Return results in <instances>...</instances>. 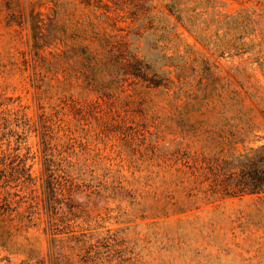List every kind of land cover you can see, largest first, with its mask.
<instances>
[{
  "label": "rangeland",
  "instance_id": "1",
  "mask_svg": "<svg viewBox=\"0 0 264 264\" xmlns=\"http://www.w3.org/2000/svg\"><path fill=\"white\" fill-rule=\"evenodd\" d=\"M219 1L218 23L216 0L178 2L206 46L161 0H0V150L28 158L15 190L36 212L0 264H264V194L206 192L216 161L264 144V0ZM38 19L61 39L41 58Z\"/></svg>",
  "mask_w": 264,
  "mask_h": 264
},
{
  "label": "trees",
  "instance_id": "2",
  "mask_svg": "<svg viewBox=\"0 0 264 264\" xmlns=\"http://www.w3.org/2000/svg\"><path fill=\"white\" fill-rule=\"evenodd\" d=\"M79 1L85 6H91L93 5L92 1H95L97 9H103L106 12L110 10L109 3H105L103 0ZM161 1L165 3V8L170 15L174 16L182 26L196 34V38L200 42L206 46L209 45L210 41L201 34V31H199L196 25L195 18L199 13L195 10L180 9L179 0ZM219 6H224V3L216 0V5L213 7V14L215 22L217 23L223 16L222 12L217 9ZM203 13H206V9ZM112 26L115 28L117 25L114 22ZM31 29L34 41L33 48L38 58H41L40 51H43L49 46H58L61 42L57 33H54L51 24H46L43 19L33 20ZM111 37L113 36H102L99 32H96L95 29H93L91 35L92 40L97 41L100 48L110 50L115 48ZM93 59L94 56L88 53V63L91 64ZM134 59L136 58L134 57ZM256 60V62H259L260 70L264 75V61L260 62L258 58ZM135 76L138 77L139 75ZM167 80L171 82L169 77ZM1 147L2 139L0 138V149ZM14 150L16 153H5L0 150V243H11L16 232L27 229L33 224L35 220L33 215L36 214V212L33 211L34 206L31 203H29L26 211H19V207L22 203H27V201L25 200V196L20 197L15 189L20 185L31 183L32 176L30 174V166L27 165L28 158L20 154L19 145ZM8 164H12L13 166L10 171L6 169ZM211 171L212 180L210 189L206 190L211 196L221 195L222 197H237L246 194H264V144L255 149H250L248 152L216 161L215 164L211 166ZM44 174L46 176L44 180L45 187L50 195L47 200V212L50 230L53 232L52 235L54 236L56 234L55 230L57 229L55 210H57L56 204H58V202H56V199H52V196L57 193L61 184L55 177L53 165L50 163L45 165ZM17 197L20 198L17 199ZM52 264L66 263L63 262L60 253L56 252L54 253Z\"/></svg>",
  "mask_w": 264,
  "mask_h": 264
}]
</instances>
